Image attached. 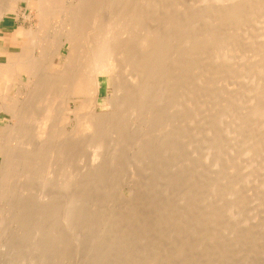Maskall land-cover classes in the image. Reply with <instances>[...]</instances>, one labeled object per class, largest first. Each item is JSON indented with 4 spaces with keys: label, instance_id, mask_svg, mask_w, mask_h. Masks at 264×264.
<instances>
[{
    "label": "bare ground",
    "instance_id": "obj_1",
    "mask_svg": "<svg viewBox=\"0 0 264 264\" xmlns=\"http://www.w3.org/2000/svg\"><path fill=\"white\" fill-rule=\"evenodd\" d=\"M22 3L35 7L39 28L18 34L28 38L27 49L0 64V79L5 82L0 103L16 123L0 137V149L22 153L6 160L0 201L8 202L5 211L11 209L9 219L18 225L19 234L24 220L41 218L59 207L54 191L59 186H53L70 187L78 180L68 166L79 159L64 165L73 145L62 141L69 134L63 127L69 126L73 115L79 120L68 137H83L84 149L90 151L85 158L89 170L84 168L89 172L84 171L82 180L87 176L93 182L97 175L102 180L105 173L101 178L100 171L107 170L110 162L114 166L116 153L121 161L122 150L126 152L136 140L133 132L139 130L138 141L147 146H141L144 154L138 152L142 158L133 161L145 163L149 157L154 170L160 169L149 179L157 182L165 175L161 183H167L161 190L148 179L147 188L130 187L129 197L119 198L120 203L114 196V205L108 204L115 199L113 189L107 190L112 196L107 202V192L99 188L97 196H105L97 201L100 197L107 202H102L106 207L96 203L99 216L88 213L89 204L83 202L89 197L68 198L73 235L87 229L91 238L92 222H100L98 229L105 232L101 235L114 239L115 253L124 257L115 259V264H257L256 253L264 258L260 253L264 247L258 245L264 234L257 235L256 222L253 226L238 220L253 202L264 204V175L261 184L248 186L249 179L255 181L264 172L260 169L253 176L259 162L264 166V0H0V19L17 15ZM23 74L33 83L24 100L10 101L8 94ZM79 99L87 102L81 116L68 108L69 102ZM80 151L74 150V156H82ZM162 162L171 164H166V171ZM114 190L116 195L118 189ZM30 202L34 206L26 210ZM129 248L136 250L134 262L128 260Z\"/></svg>",
    "mask_w": 264,
    "mask_h": 264
},
{
    "label": "rangeland",
    "instance_id": "obj_2",
    "mask_svg": "<svg viewBox=\"0 0 264 264\" xmlns=\"http://www.w3.org/2000/svg\"><path fill=\"white\" fill-rule=\"evenodd\" d=\"M18 10V14L16 15V14H13V13H11V14H9V15H5V16H3L1 19H0V64L1 63H5V64H8L9 62H11L12 61V59H13V55L12 54H19V55H21L22 53H23V51H24V49H27V45H26V42L28 41V38L26 37V40H24V37H21V36H17L18 34H20L21 32H23V33H25V32H27L28 30H30L31 29V31H33V32H35L36 31V29L37 28H39V25H40V20H39V18H38V16H37V12H36V10H35V7H29L28 8V6L26 5V3H22L21 5H20V7L17 9ZM33 12V13H32ZM33 20V21H32ZM53 23H55V21H52V23H51V25L50 26H53L54 24ZM34 29H35V31H34ZM13 52V53H12ZM64 53V52H63ZM24 75V76H23ZM23 75H21L19 78H17L16 79V82H14V86H13V90H11L10 92H9V94H8V96H9V100L11 101V99L13 98V99H15L16 97H17V99L18 100H21V99H25V95H24V93H27L29 90V87L32 85V83H33V78L32 77H30V76H28V75H26V74H23ZM29 77V78H28ZM32 78V79H31ZM28 80V81H27ZM31 80V81H30ZM19 82V83H18ZM27 82H29V83H27ZM32 82V83H31ZM0 98H1V96H2V93H3V90H4V87H5V82H4V80L3 79H0ZM26 83V84H25ZM20 84V85H19ZM23 85V86H22ZM26 85H28L27 87H26ZM21 87H24V88H21ZM26 87V88H25ZM20 91L19 93H21L20 95H16V91ZM23 90V91H22ZM25 90V91H24ZM22 93H23V95H22ZM22 101V100H21ZM1 102V101H0ZM84 105H87V102L85 101V100H82V99H79L78 101L76 100V102H69L68 103V108H70L71 110H76V112H80V116L81 115H83V114H85L86 113V109L84 108L83 109V106ZM2 108H4L3 106H2V103H0V137L1 138H3L4 136H5V134H7V131H9V129L11 128V127H13V125L14 124H16L15 123V120L12 118V115L10 114V112L9 113H7L8 111H10V110H8L7 108H5L4 110L2 109ZM8 110V111H7ZM3 111V112H2ZM5 111V112H4ZM172 112V111H171ZM173 113H176L175 111H173ZM173 113H171V114H173ZM170 114V115H171ZM173 116H176V115H173ZM70 118V120H71V123L69 124V126H62L63 128H64V132H66V133H69V134H67V136L64 138V140H62L63 142H67L68 144H71V145H73V147H72V151L73 152H70V153H73V154H71V156L69 155V157L71 158H67L68 157V155L65 157L66 158V163L64 164V165H69V164H67V162H71L74 158H76V159H79L80 160V162H79V160H78V162L76 163V162H73L72 163V165H71V167L70 166H68L69 168H71L70 169V171H71V173H73V175H75V178L74 179H76V177H77V179L78 180H75V181H73V182H75L74 184H71V186L70 187H72L74 190H79V192L78 193H81L80 191H82V190H84L85 192H83L84 194L86 193V194H88L89 192H92V193H90V194H88V195H84L83 193H81V194H83L82 196L81 195H79L78 193H74L75 191L72 189V188H70L68 185H65V186H61L60 187V185H57L56 187L55 186H53L54 187V189H56L58 186H59V188H58V190H54L53 189V187H52V190H54V191H56V192H58V193H56L57 195H58V197L56 198L57 199V202H55L56 203V206H57V204H58V206L59 207H55L56 208V210L54 209V213H52V211H48V212H46V214H43L42 215V217L44 218H42L43 220H45L44 222L41 220V218H37V217H35L34 215L33 216H30V217H32V218H30L29 217V219L28 220H24L23 221V224H25V225H22V227H23V231H21L20 232V234H19V229H18V225L16 226L14 223H11L12 222V220H10L9 218H11V213H10V211H11V209H9V211H8V209H7V211H5L6 209V207L8 206V202L6 203V202H4V200L3 201H0L1 202V204H0V206L1 205H5L4 207H3V209H4V212H2V210L3 209H1V207H0V209H1V213L3 214L2 216H0V218H2L1 220H2V225H1V228H0V264H91V263H93V264H95V263H97L98 262V259H99V262H100V260H102L101 261V263L102 264H106V263H104V262H109L108 264H115L116 263V260H117V258H118V261H119V258L120 257H123V256H121L120 255V257H119V253L117 254V253H115L116 251H115V248H116V243L113 241V240H111V238L110 237H106L107 235V233L105 234L106 236H104L103 237V235H101V234H104L105 232L104 231H101V229H98L99 228V226L101 225L100 224V222H98V223H95V222H92V225L90 226L92 229H91V238H89L88 237V235H87V229L85 230V232L86 233H83V234H79V236L75 233V231H74V235H73V233H72V229L71 228H73V227H71V223H68L69 222V219H70V217L71 216H69L68 214H67V207H66V201L68 200V198H71V200L70 201H72V199H77V198H75V196L77 197L78 196V198L81 200V198L83 199L84 198V196L86 197V198H88V199H90V200H92V202L90 201V200H88V199H86V200H84L85 202H83V203H87L86 204V206L88 205V207H90L89 209H88V213L91 215V213H92V211H94L95 213H98V216H99V214H100V210L98 209L97 211H96V205H98V204H103L102 202H104L105 201V198H103V200L101 201V199H100V197H99V201H97V198H98V196H100V195H102V194H99L98 196H97V194H98V190H99V188L101 189V190H103V192L105 191V192H107V193H105V194H107V196L109 197H107L106 198V201L108 202L109 200H110V198L112 197L111 195H113V198H115V199H111L112 200V202H111V200L109 201V203L108 204H113L114 205V202L113 201H115V202H117V197H118V203H120V201H119V198L120 199H123L124 197L126 198V196L127 197H129V192H131V191H128L129 189H130V187H131V189L132 188H134L135 190H136V188L137 189H139V186L137 187V185H140V188H142L141 186L144 184V186H146V185H148L149 186V181H148V179H149V177H151V176H149L150 174H151V172L153 171V172H155L156 170L158 171V169L159 168H156V170H154L155 168L153 167V166H151V165H154V163L149 159V157L147 158V160H146V162L145 163H141V162H138V163H136L135 162V160L138 158V157H141V155L142 154H139V153H142L144 150H142L141 148L144 146V148L147 146L146 145V143L145 142H142L141 144H140V142L141 141H138L139 139V137H138V135L140 134V133H138V129L136 128L135 130L137 131H135L136 133H138V134H136V133H134L133 132V134H134V136L135 135H137V137H136V140H133V142L132 143H134L133 145H132V143H130L129 145H128V149H126V152L124 151V150H122L120 147L118 148V147H116V148H114V149H117V151H119V149H121L122 150V153L121 154H123L122 155V159H121V161H120V159L119 158H121V157H119L120 155H118L117 156V153H116V150H110V151H115L113 154H115L116 155V158L117 159H119V160H117L116 158H114L115 157V155L113 156V154H112V152H110L112 155H110L111 157V160H113L112 159V157L115 159V161H113V162H116L115 164H114V166H115V168H114V166L113 165H111V162H110V165H108V167H107V170H108V168H109V166H111L112 168H109L110 170H106V169H104V170H102V171H100V177L102 178V175L104 176V178H106L105 180H104V178L102 179V180H100L99 179V177H97V176H95V179H99L100 181H98L97 182V180L95 181V179L93 178V180L91 179V181H93V182H89L90 180H87L86 178H88L87 176L85 177L84 176V178L86 179V181L87 182H89V186H87V182L86 181H84V180H82L83 179V175L85 174V172H87L86 173V175L88 174V165H87V160L86 159H88V157H89V155H90V151H87L86 149H84L85 148V141H84V139H83V137H80L79 138V140H78V138H71L70 136V138L68 137V135H70V134H72L71 132H73V129H72V127L74 128V127H76L77 126V122H78V118L77 119H75L74 118V116L72 115V116H70L69 117ZM13 122H14V124H13ZM137 125V124H136ZM11 126V127H10ZM177 126V125H176ZM8 127H10V128H8ZM175 127V126H174ZM173 127V128H174ZM145 128V127H144ZM175 129V128H174ZM173 129V130H174ZM65 133V134H66ZM155 136V135H154ZM154 136H153V138H154ZM68 137V138H67ZM156 137H157V134H156ZM67 138V139H66ZM157 138H159V135H158V137ZM156 138V139H157ZM75 140V142L74 141H72L71 142V140ZM83 139V140H82ZM77 140V141H76ZM136 141V142H135ZM76 143V144H75ZM132 145V146H131ZM75 146H76V148H75ZM142 146V147H141ZM125 148V147H124ZM123 148V149H124ZM79 149V150H78ZM74 150L75 151H77L78 153H79V151L81 150L83 153H82V156L80 155V154H78L77 152V154H78V156H74V154H75V152H74ZM107 150V149H106ZM104 151V152H106V154H107V156L109 155V153H108V151ZM142 152H141V151ZM81 151H80V153H81ZM121 152V151H120ZM125 152V153H124ZM136 152V153H135ZM139 152V153H138ZM0 174H2L3 172H4V170H5V166H6V160L9 162V160H11L12 158H18V157H21V151L19 150V149H11V148H2V149H0ZM119 153V152H118ZM89 154V155H88ZM136 154V155H135ZM143 154H144V152H143ZM81 157H80V156ZM88 155V156H87ZM103 156V160H105L106 158H105V153L104 154H102ZM105 155V156H104ZM15 156V157H14ZM73 156V157H72ZM134 156V157H133ZM143 156V155H142ZM87 157V158H86ZM131 157V158H130ZM65 158H64V160H65ZM81 158V159H80ZM86 158V159H85ZM133 158H135V160L133 161ZM142 158V157H141ZM84 159V160H83ZM145 159V158H144ZM82 160V161H81ZM138 160V159H137ZM136 160V161H137ZM133 161V162H132ZM144 162V161H143ZM149 162V163H148ZM75 163V164H74ZM79 163V164H78ZM123 163V164H122ZM130 163L132 164V166L130 165ZM139 163H141V165L139 164ZM153 163V164H152ZM162 163H164V162H162ZM77 164V165H76ZM82 166H81V165ZM84 164V165H83ZM86 164V165H85ZM140 166H139V165ZM165 165H163V168L162 169H164L165 171H166V164H169L168 162H166V163H164ZM260 164V162L255 166L257 169H255L254 168V173H253V176L256 174L255 172L257 171L258 173H260L259 172V170L260 169H263L264 170V166H262V167H260L261 166V164ZM125 165V166H124ZM169 165H171V164H169ZM169 165H168V167L167 168H169ZM81 166V167H80ZM143 166V167H142ZM162 166V165H161ZM165 166V167H164ZM138 167H140V168H138ZM149 167V168H148ZM260 167V168H259ZM74 168V169H73ZM77 168H79V170L77 169ZM81 168V169H80ZM83 168V169H82ZM84 168H87L88 170H86V169H84ZM153 168V169H152ZM161 169V170H162ZM170 169H172L171 167H170ZM169 169V170H170ZM74 170V171H73ZM83 172H82V171ZM86 170V171H85ZM117 171V173H116V171ZM149 170V171H148ZM160 170V169H159ZM168 170V171H169ZM174 169H172V171H173ZM263 170H260V171H263ZM85 171V172H84ZM163 171V170H162ZM164 171V172H165ZM171 171V170H170ZM169 171V172H170ZM172 171L170 172V174L169 175H171L172 174ZM78 172V173H77ZM82 172V173H81ZM103 172V173H102ZM108 172H110V176L109 175H107L108 174ZM123 174H122V173ZM125 172V173H124ZM145 172H146V174H145ZM152 172V173H153ZM160 172V171H159ZM168 172V173H169ZM77 175H76V174ZM113 175H112V174ZM130 173V174H129ZM132 173V174H131ZM138 173H140V174H138ZM161 173V172H160ZM160 173H159V175H160ZM167 172L165 173V174H168ZM264 173V172H263ZM260 174L259 176H258V174H257V178H255L254 177V180L255 181H253V178H251V179H249L248 180V183L249 182H252V184L251 185H249L248 184V186H251V188H253V187H255L254 185H259V183H260V181H261V183H262V181H263V179H262V176L264 175V174ZM81 174V175H80ZM120 174V175H119ZM135 174L137 175V177L135 176ZM141 174H143V175H141ZM163 174V173H162ZM131 175V176H130ZM135 177V179H133V178H130V177H133V176ZM148 175V176H147ZM164 175V174H163ZM78 176L79 177H81V180H80V178H78ZM108 178H107V177ZM112 176H115V178L117 179H115V178H113V179H115V183L113 184L112 183V181L114 182V180L113 179H111V177ZM129 176V177H128ZM138 176H141L140 177V179H139V177ZM147 176V177H146ZM162 176V175H161ZM110 177V178H109ZM118 177V178H117ZM163 177V176H162ZM162 177H161V179L159 180V181H155L154 179H152V178H150L151 179V182H152V180H154L153 182L155 183V184H157V187H158V189H161V188H163V189H165V185H164V183H166V182H162L161 183V180L163 181V179H162ZM164 177H165V175H164ZM163 177V178H164ZM144 178V179H143ZM73 179V180H74ZM132 179V180H131ZM145 179H147V180H145ZM149 179V180H150ZM259 181H258V180ZM59 180H61V179H58L57 180V183H59L60 181ZM104 180V181H103ZM108 180V181H107ZM134 180V181H133ZM140 180V181H139ZM252 180V181H251ZM80 182V183H77V182ZM101 181H103V182H101ZM131 181V182H130ZM133 181V182H132ZM148 181V182H147ZM257 181V182H256ZM62 182V181H61ZM66 182V181H65ZM102 183V185H101V183ZM109 182V183H108ZM134 182H135V184H134ZM141 184H140V183ZM152 182V183H153ZM92 183V184H91ZM113 184V186H112V184ZM260 183V184H261ZM104 184V185H103ZM163 184V185H162ZM167 184V183H166ZM75 187H74V186ZM115 185V186H114ZM134 185H136V186H134ZM164 186V187H162V186ZM68 188H67V187ZM82 186V187H81ZM101 186V187H100ZM105 186V187H104ZM110 186H112V187H110ZM148 186H146V188L148 187ZM253 186V187H252ZM62 187H64V188H62ZM65 187H66V189H65ZM81 187V188H80ZM113 187H115V188H113ZM167 187V186H166ZM92 188H94V189H96L95 190V192H94V190H90V189ZM104 188V189H103ZM106 188V189H105ZM145 188V187H144ZM144 188H142V189H144ZM67 189H69V190H71L72 191V193L74 194V195H71L72 193L70 192V191H67ZM81 189V190H80ZM110 189V190H109ZM113 189V191H112V193L113 194H109L108 193V191H110V193H111V190ZM114 189H118L119 190V192H118V190H116V195H115V190ZM130 189V190H131ZM65 192H64V191ZM88 190V191H87ZM108 190V191H107ZM162 190V189H161ZM61 191V192H60ZM63 191V192H62ZM67 191V192H66ZM74 191V192H73ZM96 191H97V194H96ZM132 191H133V189H132ZM103 193L102 191H99V193ZM48 193V192H47ZM45 193V195H50V193ZM60 194V195H59ZM68 194H70L71 196H69ZM76 194V195H75ZM78 194V195H77ZM92 194V195H91ZM96 196H95V195ZM105 194H104V196H105ZM43 196H44V193L42 194ZM53 195V196H52ZM52 195H50V196H52L53 198H51V200H53V201H55L56 199L54 198V194H52ZM95 197H94V196ZM110 195V196H109ZM81 198H80V197ZM103 195H102V197H104ZM114 196H117V197H114ZM124 196V197H123ZM67 199H66V198ZM74 197V198H73ZM91 197V198H90ZM93 197H94V200H93ZM97 197V198H96ZM44 198H48V196L46 197H44ZM48 199H50V197L48 198ZM55 199V200H54ZM108 199V200H107ZM7 201V200H6ZM90 201V202H89ZM105 201V202H106ZM74 202V201H73ZM72 202V203H73ZM104 202V204H107V202L105 203ZM111 202V203H110ZM32 202H30V203H28V204H26V207H27V209L26 210H28V207L29 206H34L33 205V203L31 204ZM72 203H70V202H68V204H72ZM96 203H98V204H96ZM65 204V205H64ZM92 204V205H91ZM103 204V205H104ZM115 204H117V203H115ZM69 205V206H70ZM95 205V207H93ZM103 205H100V206H103ZM253 205H255L256 206V209H259V211L257 210L256 211V209H254V207L255 206H253ZM261 205V204H260ZM61 206V207H60ZM92 206V207H91ZM99 206V205H98ZM107 205H104V207H106ZM262 206V207H261ZM261 206H258L255 202H253L251 205H249V207H250V209H249V207L247 208V210H245L246 211V213L245 212H242V215H240V216H242V218H245V220H243L240 216V218L238 219L239 221H243V222H245V223H247L246 225H250L251 223V225H253V226H255L254 225V222H256L255 224L257 225V231H259V232H257L256 231V233H260V235L259 234H257L259 237L261 236V235H263L264 234V219H263V217H264V204H262ZM103 207V208H104ZM259 207V208H258ZM7 208H9V206L7 207ZM67 208V209H66ZM94 208V209H93ZM254 210H252V209ZM261 208V209H260ZM263 208V209H262ZM36 209V208H35ZM66 209V210H65ZM249 209V210H248ZM65 210V211H64ZM262 210V211H261ZM67 211V212H66ZM12 212H13V210H12ZM28 212V211H27ZM32 212H35L34 210H32ZM50 212L52 213V214H54V215H51V216H49L50 215ZM66 212V213H65ZM263 214H262V213ZM47 213H49V214H47ZM247 214V216L249 217V215H250V217L248 218L247 216L245 217V215L244 214ZM6 216H5V215ZM9 214V215H8ZM46 215V216H45ZM55 215H56V217H55ZM58 215H60V216H58ZM65 215H67V216H69V217H67V216H65ZM260 215V216H259ZM8 216V217H7ZM86 216H88V214L86 215ZM259 216V217H258ZM5 217H7V218H5ZM39 217V216H38ZM47 217V218H46ZM50 217V218H49ZM65 217H67L66 218V220H64L65 219ZM97 217V216H96ZM260 217H261V219H260ZM34 218V219H33ZM59 218V220H57ZM87 219H90L89 217H86ZM4 219V220H3ZM32 219V220H31ZM37 219V220H36ZM46 219H48V220H46ZM54 219H56V220H54ZM68 219V220H67ZM252 221H251V220ZM259 219V220H258ZM40 222H39V221ZM62 220V221H61ZM246 220H248V221H250V222H246ZM257 220V221H256ZM28 221V222H27ZM30 221V222H29ZM55 221V222H54ZM65 221V222H64ZM254 221V222H253ZM27 222V223H26ZM33 222V223H32ZM260 222V223H259ZM35 223V224H34ZM57 225H56V224ZM63 223V224H62ZM66 223V224H65ZM88 224H85V225H87V226H89V222H87ZM94 223V224H93ZM12 224V225H11ZM99 224V225H98ZM262 226H261V225ZM4 225V226H3ZM97 225H98V227H97ZM72 226H75V225H73L72 224ZM96 226V227H95ZM3 227V228H2ZM7 227V228H6ZM17 227V228H16ZM62 227V228H61ZM90 227H88V228H90ZM94 229V230H93ZM98 229V230H97ZM259 229V230H258ZM90 230V229H89ZM98 232H97V231ZM18 231V232H17ZM71 231V232H70ZM3 232V233H2ZM70 232V233H69ZM93 232V233H92ZM262 232V233H261ZM12 233V234H11ZM22 233V234H21ZM65 233V234H64ZM69 234V235H68ZM76 234V235H75ZM100 234V235H99ZM97 235V236H96ZM8 236V237H7ZM24 237V238H23ZM35 237V238H34ZM77 237V238H76ZM99 237H100V239H99ZM106 237V238H105ZM53 238V239H52ZM71 238H73V239H71ZM109 238V239H108ZM113 238V237H112ZM261 238V241H262V243H263V241H264V236H263V238L262 237H260ZM25 239V240H24ZM55 239H57L56 241H55ZM104 239H106V240H104ZM10 240H11V242H10ZM21 240V241H20ZM23 240V241H22ZM107 240H110V242L109 241H107ZM16 241V242H15ZM105 241H107V243H105ZM59 242V243H58ZM109 242V243H108ZM117 242V241H116ZM6 243H7V245H6ZM10 243V244H9ZM258 244L259 245V248L262 246V247H264V245L263 244ZM14 244V245H13ZM22 244H23V246H22ZM107 244H108V248L106 247L107 246ZM261 245V246H260ZM26 246H28V247H26ZM136 246L137 245H135V247L134 248H136ZM137 247H139V246H137ZM261 247V248H262ZM11 248V249H10ZM133 248V247H132ZM6 249V250H5ZM12 249H13V251H12ZM24 249H26V250H24ZM5 250V251H4ZM107 250H109V252L107 251ZM128 250V249H127ZM24 251V252H23ZM132 251H134V253L132 254V257L130 256L131 255V253H132ZM138 251H139V249H138ZM17 252H19V253H17ZM262 252H264V250H262L260 253L261 254H263ZM30 253H31V255H30ZM126 253H128V255H129V258L130 259H128V260H131V258H133V260H135V258H137V254L135 255V253H136V250L135 249H131V252H130V248H129V251H127ZM16 254V255H15ZM138 256H141V254H140V251L138 252ZM30 255V256H29ZM117 255H118V257H117ZM127 255V254H126ZM5 256H6V258H5ZM10 256V257H9ZM54 256V257H53ZM93 256V257H92ZM255 256L258 258H256L257 260H256V263L257 264H259L260 262L262 263V264H264V258L262 257V259H260L259 258V256L261 257V255H258V253H256L255 254ZM262 256H264V255H262ZM17 257V258H16ZM24 257V258H23ZM116 257V258H115ZM127 257V256H126ZM135 257V258H134ZM23 258V259H22ZM63 258V259H62ZM93 258H95V259H93ZM104 258V259H103ZM124 258V257H123ZM123 258H121L120 259V261L123 259ZM14 259V260H13ZM33 259V260H32ZM56 261H54V260ZM60 259V260H59ZM68 259V260H67ZM84 259V260H83ZM116 259V260H115ZM30 260V261H29ZM38 260V261H37ZM61 260H63V261H61ZM81 260V261H80ZM96 260V261H95ZM115 260V261H114ZM125 260H127V259H123L122 261H125ZM133 260H131L132 262H134ZM253 260H255V258L253 259ZM24 261H25V263H24ZM27 261V262H26ZM58 261H61V263L59 262L58 263ZM104 261V262H103ZM14 262H16V263H14ZM29 262V263H28ZM55 262V263H54ZM63 262V263H62ZM114 262V263H113ZM125 262H127V261H125ZM129 262V261H128ZM131 262V263H132ZM255 262V261H254ZM101 263H98V264H101ZM119 263V262H118ZM121 263V262H120ZM119 263V264H120ZM130 263V262H129ZM138 263V262H137ZM260 263V264H261ZM122 264V263H121ZM124 264V263H123ZM255 264V263H254Z\"/></svg>",
    "mask_w": 264,
    "mask_h": 264
}]
</instances>
